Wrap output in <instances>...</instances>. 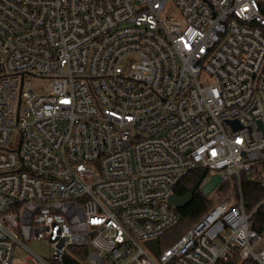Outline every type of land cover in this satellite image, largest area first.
Here are the masks:
<instances>
[{"label": "built area", "instance_id": "obj_1", "mask_svg": "<svg viewBox=\"0 0 264 264\" xmlns=\"http://www.w3.org/2000/svg\"><path fill=\"white\" fill-rule=\"evenodd\" d=\"M197 170L239 198L162 250ZM244 173L264 189V0H0V264H264Z\"/></svg>", "mask_w": 264, "mask_h": 264}, {"label": "trees", "instance_id": "obj_2", "mask_svg": "<svg viewBox=\"0 0 264 264\" xmlns=\"http://www.w3.org/2000/svg\"><path fill=\"white\" fill-rule=\"evenodd\" d=\"M209 173L206 170H197L191 172L177 187L176 194L185 196L188 193L193 194V200L182 210H177L180 217V224L169 231L165 237L161 238V249H166L180 239L191 227L212 208L211 201L201 191L203 183L206 181ZM241 189L246 210L252 212L257 208V211L252 216L251 227L259 233H264V189L260 184L249 179V175L244 173L241 176ZM220 195L224 198L232 197L235 200L239 198V185L236 178L222 184L218 189ZM228 196V197H227ZM170 235V236H169ZM170 237V238H168ZM168 238V239H167ZM167 239V240H165ZM86 250L73 248L72 253L81 256ZM75 264L78 262L71 257ZM79 264V263H78ZM218 264H256L254 261H241L238 258H231L227 263L220 262Z\"/></svg>", "mask_w": 264, "mask_h": 264}, {"label": "rangeland", "instance_id": "obj_3", "mask_svg": "<svg viewBox=\"0 0 264 264\" xmlns=\"http://www.w3.org/2000/svg\"><path fill=\"white\" fill-rule=\"evenodd\" d=\"M165 15H171L173 17H177V15L174 12V9L167 11L165 13ZM130 61L131 60H129V59L126 60L125 64L128 65L130 63ZM27 81L30 83L31 88L34 91H36L40 94H49L50 93L51 81L49 79L29 76ZM202 82L207 83V82H209V80L207 79V77L204 76L202 78ZM19 140H20V135L19 134L14 135L11 142L9 143V147L11 149L17 148L18 144H19ZM216 176H217L216 172H212L208 175L206 180H208V181L212 180V184L210 185L209 189H207V187H206L207 183H204L201 187V191L211 201L212 205H215V204L221 202L222 200L226 199V197L223 198L219 193L218 189L220 188L221 185H220L219 181L217 179H215ZM168 238H170V237H168ZM167 239H165V240H167ZM27 246L31 251H33L34 253H36L40 257H43L46 259H50V256L54 250L53 246L49 242H47L46 240H44V241L32 240V241L27 243ZM28 256H29L28 253L21 248L17 249L15 251V257L18 258V260L20 261L19 264H24L25 260H27L29 258ZM29 264H31V263H29Z\"/></svg>", "mask_w": 264, "mask_h": 264}, {"label": "water", "instance_id": "obj_4", "mask_svg": "<svg viewBox=\"0 0 264 264\" xmlns=\"http://www.w3.org/2000/svg\"><path fill=\"white\" fill-rule=\"evenodd\" d=\"M23 169L24 167L21 170ZM193 197L192 193H188L185 196H179L175 193L171 195L169 202L170 205L175 207L177 210H182L193 200ZM146 245L153 250L156 256H158V241L147 242Z\"/></svg>", "mask_w": 264, "mask_h": 264}]
</instances>
